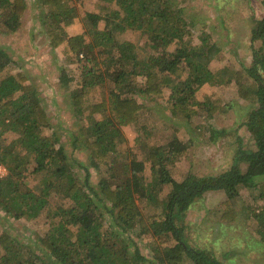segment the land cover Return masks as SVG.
Here are the masks:
<instances>
[{"label": "trees", "instance_id": "16d2710c", "mask_svg": "<svg viewBox=\"0 0 264 264\" xmlns=\"http://www.w3.org/2000/svg\"><path fill=\"white\" fill-rule=\"evenodd\" d=\"M245 1L250 11L253 1ZM40 2L46 5L34 3L45 12L40 22L45 27L46 19L52 20L45 28L50 46L61 45L64 55L76 60L69 76L78 86L69 91V105L82 114L74 116L83 124V136L72 134L71 141L87 156L86 161L69 159L57 134H42L49 117L38 89L24 70L8 69L14 59L0 45V165L6 171L0 175V210L7 219L31 220L42 212L50 218L44 233L26 239L8 223L0 232V264H180L186 258L191 264H224L211 250L190 248L184 235V213L206 190L226 194L214 212L219 220L234 223L241 215L247 223L256 220L264 243V0L250 32L251 63L217 71L208 62L220 48L206 38L198 46L184 38L190 31L172 0H95L81 18L83 32L74 35L64 30L77 16L69 0ZM25 9L26 0H0V30L16 31ZM126 31L145 35V41L116 37ZM165 43L176 47L169 52ZM206 84L211 92L204 91ZM230 84L240 99L253 101L241 123L251 145L238 148L223 172L201 178L188 172L181 181L174 179L172 168L191 143L176 135V128L165 143L144 144L143 156H138L140 147L127 145L123 126L137 121L150 95L162 99L167 88L170 119L183 122L191 133L194 117H212L224 106L216 86ZM97 113L103 116L97 119ZM10 132L16 137L4 142ZM102 165L109 173L93 183L89 168ZM32 177L37 180L31 187ZM240 186L248 189L247 196L240 195ZM51 197L69 203L51 208ZM143 202L153 214L143 212ZM144 235L153 240L148 255L140 247ZM165 235L172 244L160 242Z\"/></svg>", "mask_w": 264, "mask_h": 264}, {"label": "rangeland", "instance_id": "374dc122", "mask_svg": "<svg viewBox=\"0 0 264 264\" xmlns=\"http://www.w3.org/2000/svg\"><path fill=\"white\" fill-rule=\"evenodd\" d=\"M252 1L253 7L249 11L246 9L245 0H172L174 6L181 8L186 27L190 31L184 38H188L189 42L195 46L200 45L202 38H206L209 43L213 42L220 48L219 56L208 62V67L212 71H217L223 66L231 70L242 69L251 63L248 47L251 40L250 32L254 26V20L261 17L263 7L262 0ZM94 2L95 0H69V3L77 10V16L74 24L65 27L67 35L83 32L81 18L86 11L93 9ZM34 3L46 6L40 0H26V9L21 16L19 28L12 32L0 30V45L14 59L8 69L10 71L24 70L38 89L41 102L49 117V125L43 127L42 134L51 136L54 132L59 136L69 159L86 161L87 154L81 148L75 147L72 143L74 140L71 141L72 134L83 136L80 131V125L83 124L74 116L79 112L72 108L73 105H69V91L78 86L75 77L69 76V68L76 60L64 55L61 45L56 48L50 46L45 28L50 27L52 20L46 19L48 22L44 27L40 20L43 19L45 12H39L38 6ZM59 22L58 26L63 27L64 23ZM102 26V22L98 24L99 28ZM116 37L119 40H131L142 44L146 36L139 32L126 31L121 34L116 33ZM253 46L257 45L253 43ZM163 47L170 52L175 49L176 43H165ZM14 62H17L21 68ZM63 74H67L66 80L60 79ZM204 88L206 92H211L213 89L207 84ZM215 90L224 100V106L212 117L203 116L200 113L194 117L191 120L193 129L191 133L187 132L183 122L175 123L174 119H170L169 103L166 100L167 92H169L167 88L162 99H153L150 95L143 101L144 105L138 111L137 121L123 126L127 145L137 147V151L140 147L138 156H143L144 144L165 143L171 139L176 128V135L191 139V143L187 153L182 154L181 160L175 162L173 170L171 169L174 179L181 181L188 172L200 178L214 177L223 172L230 167L238 148H247L251 145L250 134L241 123L245 113L254 104L252 100L240 99L232 84L217 85ZM95 96L100 98L99 93ZM197 99H201L199 94ZM196 110L207 115L206 110L202 108ZM79 115L82 116L80 113ZM102 116V113L95 115L97 119ZM82 120L86 125L87 116ZM175 124H178L177 127ZM147 130L150 133L146 134ZM211 133L216 134L215 139L211 138ZM14 137L16 134L10 132L4 135L2 140L8 142ZM76 144L80 145V141H76ZM32 166L30 164V168ZM74 169L76 170L77 167L75 166ZM89 169L90 180L93 183H99L109 173L105 165ZM80 174L83 177L84 174ZM36 180L32 177L27 184L32 187L36 184ZM247 190L240 186V195L247 196ZM225 199L226 194L223 190H206L202 196L190 203L184 213L183 230L186 243L190 248L211 250L216 257L222 258L224 264H264V243L258 233L257 221L247 223V219L241 215L236 222L227 223L219 220L214 213L216 209L219 210V205ZM50 202L51 208L69 203L60 197H51ZM140 208L146 214H153V208H150L146 202L140 203ZM4 218L6 217L0 210V232L8 227V223H11L15 229L14 233L25 239L35 235L36 231L39 234L44 233L48 229L50 219L46 212H42L40 216L31 220ZM143 239L140 245L141 251L144 255H148L152 253L148 246L152 238L144 235ZM167 239L165 235L160 242H167ZM169 244L172 242L168 241L165 245ZM180 264H191V261L186 258Z\"/></svg>", "mask_w": 264, "mask_h": 264}, {"label": "built area", "instance_id": "2783aa9c", "mask_svg": "<svg viewBox=\"0 0 264 264\" xmlns=\"http://www.w3.org/2000/svg\"><path fill=\"white\" fill-rule=\"evenodd\" d=\"M5 174V170L4 168L2 169V167L0 166V175H4Z\"/></svg>", "mask_w": 264, "mask_h": 264}, {"label": "clouds", "instance_id": "9594fccd", "mask_svg": "<svg viewBox=\"0 0 264 264\" xmlns=\"http://www.w3.org/2000/svg\"><path fill=\"white\" fill-rule=\"evenodd\" d=\"M2 166V165H1ZM2 176V175H1Z\"/></svg>", "mask_w": 264, "mask_h": 264}]
</instances>
